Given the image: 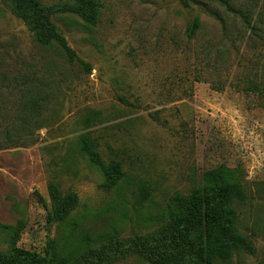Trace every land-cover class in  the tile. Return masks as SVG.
I'll return each instance as SVG.
<instances>
[{
  "label": "rangeland",
  "instance_id": "1",
  "mask_svg": "<svg viewBox=\"0 0 264 264\" xmlns=\"http://www.w3.org/2000/svg\"><path fill=\"white\" fill-rule=\"evenodd\" d=\"M13 1L0 0V74L24 75L47 99L40 115L7 103L20 121L0 129L13 141L0 148V225L10 226L0 227V254L26 249L74 261L109 241L156 237L203 173L227 165L242 171L238 227L250 247L217 264H264V93L248 88L264 87V0H95L93 26L60 10L76 0H41L91 72L56 44L40 45ZM90 110L101 120L85 128ZM88 131L106 163L122 164L111 188L81 153ZM53 183L78 195L61 219ZM112 264L152 263L138 251Z\"/></svg>",
  "mask_w": 264,
  "mask_h": 264
},
{
  "label": "trees",
  "instance_id": "2",
  "mask_svg": "<svg viewBox=\"0 0 264 264\" xmlns=\"http://www.w3.org/2000/svg\"><path fill=\"white\" fill-rule=\"evenodd\" d=\"M179 1L187 5L190 0ZM12 6L13 11L26 20L40 45L47 47L56 44L69 61H77L87 72L92 71L91 65L70 47L52 20L53 7L43 4L41 0H14ZM60 10L75 12L93 26L97 23L99 4L95 0H76L65 3ZM199 25V18H195L192 29L197 30ZM0 79L4 88V97L0 99L4 101L0 129L4 122L20 121L19 113L15 116L9 114V102L15 112L41 114L47 97L43 93L35 95L29 83L31 80L24 75L9 76L6 73L0 74ZM248 88L264 93V87L258 83L251 82ZM96 120H101L100 113L90 110L84 117L85 128ZM11 143L10 136L0 137V148L8 147ZM79 145L81 153L104 172L107 178L103 184L105 188H111L121 180L124 176L122 164L119 161L105 162L90 131L80 135ZM50 189L55 219L65 217L78 205L77 193H63L57 183L51 184ZM246 196L242 171L220 165L203 173L196 195L172 214L166 229L156 237L135 236L128 240L109 241L99 248L81 253L74 261L56 253L42 256L21 249L10 255L0 254V264H112L114 258L138 251L152 264H217L219 259L229 260L239 248L250 247L247 237L238 227L237 204L243 203ZM39 198L42 199L41 196Z\"/></svg>",
  "mask_w": 264,
  "mask_h": 264
}]
</instances>
